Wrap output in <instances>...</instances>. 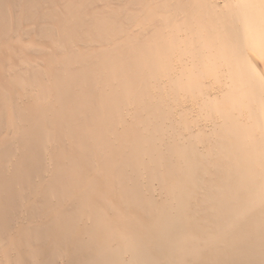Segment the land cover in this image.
I'll list each match as a JSON object with an SVG mask.
<instances>
[{"label":"bare ground","instance_id":"6f19581e","mask_svg":"<svg viewBox=\"0 0 264 264\" xmlns=\"http://www.w3.org/2000/svg\"><path fill=\"white\" fill-rule=\"evenodd\" d=\"M0 264H264V0H0Z\"/></svg>","mask_w":264,"mask_h":264}]
</instances>
